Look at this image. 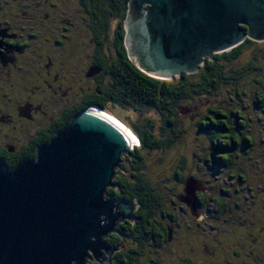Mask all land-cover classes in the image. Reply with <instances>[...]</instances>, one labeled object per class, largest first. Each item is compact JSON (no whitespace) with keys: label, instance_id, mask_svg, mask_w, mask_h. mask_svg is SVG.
Segmentation results:
<instances>
[{"label":"trees","instance_id":"trees-1","mask_svg":"<svg viewBox=\"0 0 264 264\" xmlns=\"http://www.w3.org/2000/svg\"><path fill=\"white\" fill-rule=\"evenodd\" d=\"M129 8L130 0L86 3L95 22V39L98 38L91 48L92 64L102 69L100 83H92L93 89L98 87L99 91L87 94L73 110L75 114L69 111L38 146L17 153L14 162L4 168L12 171L23 161H35L38 148L49 143L78 112L102 109L108 113L119 109L123 117H117L133 132L139 147L134 146L132 155L125 156L122 163V172L129 173V177L119 173L113 178L117 187L107 190L110 199L136 208L133 222L121 224L109 239L113 247L119 248L116 264H240L245 251L235 242L243 240L248 226L254 229L253 224H259L255 207L244 219L227 216L231 208L224 199L212 191L196 192L200 199L197 207L204 214L208 203H218V211L209 212L224 223L221 221L220 232L213 234L205 222L215 228L220 223L199 221L189 206L181 203L180 195L190 178L208 174V164L216 156L227 164L226 176L230 177L243 159L241 146L264 141V43L246 39L231 50L215 54L214 59L206 58L196 72H184L171 79L155 78L130 56L126 44ZM214 126L221 129L219 134H203ZM177 145L179 152L173 149ZM159 151L164 156L154 165L149 156ZM163 162L168 165L162 172V182L156 184L154 171ZM247 170L237 169L235 178H243ZM161 183L165 184L163 188ZM223 254L236 257L224 259Z\"/></svg>","mask_w":264,"mask_h":264},{"label":"water","instance_id":"water-1","mask_svg":"<svg viewBox=\"0 0 264 264\" xmlns=\"http://www.w3.org/2000/svg\"><path fill=\"white\" fill-rule=\"evenodd\" d=\"M127 29L133 61L171 79L246 38L263 41L264 0H130ZM113 118L102 109L80 112L38 148L35 161L12 171L0 162V264H86L89 251L109 260L106 237L135 211L107 195L136 145ZM202 190L188 180L183 201L193 212Z\"/></svg>","mask_w":264,"mask_h":264},{"label":"flooded vegetation","instance_id":"flooded-vegetation-1","mask_svg":"<svg viewBox=\"0 0 264 264\" xmlns=\"http://www.w3.org/2000/svg\"><path fill=\"white\" fill-rule=\"evenodd\" d=\"M89 2L86 0L87 4ZM86 3L83 0H0L1 166L12 164L17 153L38 146L44 135L58 128L64 115L69 111L74 113L87 94L99 91L92 86L102 80V69L92 64L93 43L98 38L95 39V22ZM77 30L82 33L77 34ZM77 41L81 42L76 45ZM220 132L221 129L214 126L203 134L209 137ZM241 148L243 159L237 169H248L245 176L236 179V169L227 177V164L216 156L214 162L208 164V174L196 178L204 187L198 192L212 191L211 194L224 199L231 208L227 216L244 219L255 207L259 224H253L254 229L248 226L243 240L235 243L248 252L242 253L245 259L240 258V264H264V141L248 142ZM212 181L218 183L213 187ZM185 196L184 192L180 200L187 205L183 201ZM196 200L195 214L189 207L191 213L201 222L206 219L219 222L217 228L205 222L211 233L218 234L223 227L222 218L209 212L218 211V203H208L204 214L197 207L200 199L196 197ZM115 232L105 239L112 251L111 256L107 253L109 260L105 261L104 255L95 259L88 255L86 264H116L119 248L113 247L109 240ZM172 238L170 232V240ZM228 249L233 248L228 246ZM221 257L234 259L236 255Z\"/></svg>","mask_w":264,"mask_h":264},{"label":"rangeland","instance_id":"rangeland-1","mask_svg":"<svg viewBox=\"0 0 264 264\" xmlns=\"http://www.w3.org/2000/svg\"><path fill=\"white\" fill-rule=\"evenodd\" d=\"M246 39H249V38H246ZM251 41H254V42H257V43H264V40L262 41V40H260V41H258V40H252V39H250ZM243 43V42H242ZM241 43V44H242ZM240 45V44H239ZM237 47V46H236ZM235 48V47H234ZM122 112H121V110H119V109H115L114 110V112H111V111H108V113L107 114H109V115H112V116H114L116 119H118L120 122H122L123 124H125L121 119H119L117 116H120V117H123V115L121 114ZM116 116H115V115ZM143 115V114H142ZM126 125V124H125ZM134 144H136L135 145V147H139L138 145V141H137V143H134ZM176 147H178L179 148V145H177V146H174L173 147V149L176 151V152H179V150H177V148ZM173 149L171 150V152H169L168 154L170 155V153H172V151H173ZM132 150H134L133 148H131V152H132ZM182 152H183V150H181ZM174 152V151H173ZM126 156V155H125ZM122 157V163H123V161H124V158L126 159V157ZM128 156V155H127ZM131 156V155H130ZM161 156H164V154L162 155V153H161V151H159V152H155V153H152L150 156H149V158H151V160L153 161V163H154V165H156L157 164V162H159V159H160V157ZM167 162H168V160H167ZM167 162H163V164L162 163H160L159 164V168L158 169H156L154 172V183H158V181H160L161 180V182H162V177L164 176V174H162V172H164L165 171V169L167 168L166 166L168 165L167 164ZM158 165V164H157ZM123 167V166H122ZM122 167H121V169H116V171H115V176H114V179L117 177V175L120 173L121 175H123V176H126V177H129V173H123L122 172ZM128 172V171H127ZM204 174H206V173H202V175H204ZM112 183L114 184V182L112 181ZM218 183V181H212V183H211V185L213 186L214 184H217ZM162 185H160L161 186V188H163L164 187V183H161ZM159 186V187H160ZM214 187V186H213ZM111 188V187H110ZM136 209V208H135ZM194 213V212H193ZM195 214V213H194ZM133 215H134V213H133ZM209 220V219H208ZM133 222V216H132V218H131V220H125V221H121L120 222V224L122 223V224H125V223H129V222ZM207 222V221H206ZM118 227V224L116 225V227H115V229ZM115 231V230H114ZM111 234V233H110ZM88 255H89V257L91 258V259H95L94 258V256H93V254L89 251L88 252Z\"/></svg>","mask_w":264,"mask_h":264},{"label":"bare ground","instance_id":"bare-ground-1","mask_svg":"<svg viewBox=\"0 0 264 264\" xmlns=\"http://www.w3.org/2000/svg\"><path fill=\"white\" fill-rule=\"evenodd\" d=\"M113 119L116 121L115 118H113ZM128 132H129V131H128ZM128 134H129V136L132 138V140L134 141V143H137V138L135 137V135L132 134L131 132H129Z\"/></svg>","mask_w":264,"mask_h":264}]
</instances>
